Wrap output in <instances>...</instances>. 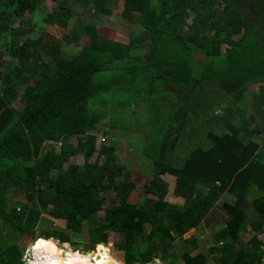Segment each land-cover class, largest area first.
<instances>
[{"label":"trees","instance_id":"1","mask_svg":"<svg viewBox=\"0 0 264 264\" xmlns=\"http://www.w3.org/2000/svg\"><path fill=\"white\" fill-rule=\"evenodd\" d=\"M50 1L52 11L45 0H0V264H23L19 240L35 233L43 214L65 227L43 229L40 239L72 242L71 233L87 224L93 247L108 243L110 231L122 234L117 248L126 263L111 253L118 264L165 259L174 241L216 205L224 226L214 232L213 263L264 264V250L255 249L264 228V0H123L122 17L139 25L129 42L101 33L74 6L107 16L118 0ZM28 14L40 16L37 31L15 25ZM49 25L71 31L60 41ZM35 31L39 36L31 37ZM84 36L82 50L63 53L64 42L81 44ZM102 72L111 75L99 79ZM127 77L130 84L162 81L178 96L159 100L162 110L154 104V132L142 150L152 166L144 204L129 201L135 184L119 160L120 140L98 143L100 131L109 135L100 126L98 99L124 87ZM75 136L82 141L76 144ZM79 153L85 163L67 166ZM165 173L175 177L173 193L182 204L164 199ZM20 190L25 200L15 198ZM112 190L116 202L104 206ZM246 225L251 244L240 240ZM182 259L206 263L201 253L184 252Z\"/></svg>","mask_w":264,"mask_h":264},{"label":"rangeland","instance_id":"2","mask_svg":"<svg viewBox=\"0 0 264 264\" xmlns=\"http://www.w3.org/2000/svg\"><path fill=\"white\" fill-rule=\"evenodd\" d=\"M68 1H70L71 4L78 2L77 0ZM45 3L49 7V10L52 11L54 7L52 1L45 0ZM74 6L80 11V16L83 19H85L86 21L97 22L100 32L108 34L111 38L129 42V33L132 28H135L134 31L136 30V36L139 34V25L129 22L122 17L121 12L124 10L123 0H118L117 11L114 12V14L107 16L95 14V12L91 9H84L83 5L79 2ZM39 17L40 16L37 15L35 18L31 19V16H29V14L23 17H16L15 25L23 24L25 26L35 27L37 31V29H39V27L41 26V24L39 23ZM75 19L76 17L72 19V22H74ZM33 20H35L36 23H33ZM47 30L51 33V35L55 36L60 41L63 40L65 34L71 31L70 29H68L69 31L65 30L58 25H49ZM36 31L31 33V37L39 36V33ZM88 41L89 38L87 36H84L81 44H76L75 42L68 44L64 42L63 53L68 54L79 52L88 43ZM7 57L10 60L14 59L11 56ZM116 64L118 66H125L127 65V62L119 60L116 62ZM110 75L111 74L108 72H102L100 73L98 78L105 79ZM150 76L152 77V74ZM124 81L125 80H123V82ZM161 82L162 81L153 79L152 86H150L149 83L145 82V79L141 80V78H138V81H136V83L130 84L127 77L126 81L124 82V87L115 86L111 93L101 95L98 99L100 100V103L99 105H97V107L104 115L100 126L104 131H109V135L104 134L103 131L99 132L98 143L99 145H101V143L105 140L107 143H110L115 138L120 140L121 143L118 149L119 160L124 162L125 165H127L131 169L132 181L135 184V188L133 189L129 197V201L135 204H144L146 199L151 195L145 194L144 190L147 182L152 176V166L150 159L142 154V150L145 146L144 144L146 142V137L152 136L154 132L155 117L157 114L154 109V104L161 105L160 109L162 110L165 106V104L162 105V103L165 102H158L159 100H178V96H173V93L164 89V86L161 84ZM158 85L160 88L158 90H155L154 87ZM212 88L216 89V87ZM258 88V85H256L254 89L257 90ZM23 100L24 99L22 97L19 98V100L16 102V106L22 107L24 105ZM253 108L258 112L257 106H254ZM156 109L158 110V107H156ZM220 110L222 109H217V112H220ZM72 141L78 144L82 140L79 136H75L72 138ZM58 147H61V145L59 144ZM97 156L98 155L96 154L92 160H95ZM106 158L107 157L105 156L103 157L104 160ZM71 163L84 164L85 154L79 153L73 156L72 159L67 162V166H69ZM161 177L167 183V192L164 196V199L174 204H182L184 198L181 196H176L173 193L175 177L168 173L161 175ZM112 191H110L105 197L107 202L104 204V206L116 202L113 197L115 192ZM22 192L23 191L20 190L19 195H16L15 198L18 200H25L26 197ZM103 213L104 212L102 209L97 211L90 222H92V224L99 223L103 216ZM206 216L207 217L203 221L199 222L194 228H191L174 241L169 250L164 253V255H166L165 259L156 258L153 261H155L156 264H183L182 254L184 252H187L190 256L201 253L202 255H204V261L206 262L205 264L213 263L214 261L212 260V256L216 254V251L214 252V250H211L210 247L219 244L214 239V232L218 231L224 226V213L222 212L220 207L216 205ZM248 216L249 219H254V217H256L257 215L252 210H250L248 212ZM64 227L65 225L63 222L57 219H53L49 215L43 214L39 220L38 225L35 228V233L33 235H25L19 240L21 246L25 248L26 255L24 257V264L30 262V259L31 261L33 258L35 259V253L31 245L37 239H39V237H43L41 236V230H52L54 228L64 229ZM148 227L149 226L147 225V230ZM1 231L12 232L8 227L3 226L1 228ZM253 234L254 233L251 228L246 225L245 229L240 233V240L246 244H251V237ZM190 236L194 238L193 241H188L187 239L185 240V238H188ZM14 237L17 238L18 234H14ZM71 238L72 242H61L59 239L54 237L49 238L47 241H53L63 248H68L73 251H79L81 253H83V250H88L90 248L97 249L96 245L93 247L89 243L87 224L81 232L71 233ZM121 239V233L110 231L108 243L106 244H111L109 246L110 249L108 248L110 256L109 258H111L110 260H112V253L118 259L126 263L124 260L123 251L118 250L117 248V243ZM260 239L262 240V243L256 246V251L262 249L264 250V228L261 232ZM90 255H92V253Z\"/></svg>","mask_w":264,"mask_h":264},{"label":"bare ground","instance_id":"3","mask_svg":"<svg viewBox=\"0 0 264 264\" xmlns=\"http://www.w3.org/2000/svg\"><path fill=\"white\" fill-rule=\"evenodd\" d=\"M48 239H40L33 247L35 259L33 258L29 264H118L110 260L109 247L107 244L100 243L97 249L88 253L73 251L63 248ZM54 245V246H53ZM70 248V247H69ZM109 248V249H108ZM66 250V254L62 256V252Z\"/></svg>","mask_w":264,"mask_h":264},{"label":"water","instance_id":"4","mask_svg":"<svg viewBox=\"0 0 264 264\" xmlns=\"http://www.w3.org/2000/svg\"><path fill=\"white\" fill-rule=\"evenodd\" d=\"M101 243H104V244H106L105 242H101ZM34 246H32V248H33ZM89 251H94V249L93 248H90V249H88V250H83V253L85 254V253H88ZM66 254V250H64L63 252H62V256H64ZM144 264H150V263H144ZM152 264H156L155 262H152ZM211 264H214V263H211Z\"/></svg>","mask_w":264,"mask_h":264},{"label":"clouds","instance_id":"5","mask_svg":"<svg viewBox=\"0 0 264 264\" xmlns=\"http://www.w3.org/2000/svg\"><path fill=\"white\" fill-rule=\"evenodd\" d=\"M40 238H41V237H39V239H37L35 242L37 243V242L40 240ZM44 238H45V237H44ZM51 238H52V237H51ZM35 242H34V243H35ZM97 245H98V244H97ZM97 245H96V246H97ZM32 249H33V248H32ZM93 249H94V248H93ZM94 250H95V249H94ZM29 254H31V253H29ZM25 255H26V254H25ZM25 255H24V257H25ZM29 261L31 262V259H30ZM27 262H28V261H27ZM153 262H155V261H153ZM148 263H150V262H148ZM23 264H24V259H23ZM25 264H26V263H25ZM27 264H28V263H27ZM138 264H140V263H138ZM151 264H152V262H151ZM214 264H215V263H214Z\"/></svg>","mask_w":264,"mask_h":264}]
</instances>
